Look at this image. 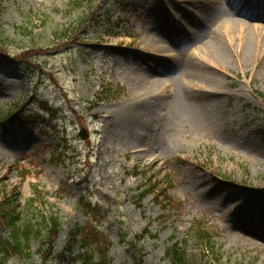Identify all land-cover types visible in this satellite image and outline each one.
I'll use <instances>...</instances> for the list:
<instances>
[{
  "label": "rangeland",
  "instance_id": "obj_1",
  "mask_svg": "<svg viewBox=\"0 0 264 264\" xmlns=\"http://www.w3.org/2000/svg\"><path fill=\"white\" fill-rule=\"evenodd\" d=\"M206 1L209 27L225 8L264 17V0ZM78 3L0 0V191L17 189L25 219L59 213L65 222L59 251L70 230L84 226L110 245L112 264H133L140 248L144 264H169L165 251L173 237L190 247V264H264V36L259 42L248 32L259 51L243 62L227 49L230 65L216 69L182 30L173 35L177 47L163 39L164 54L142 44L164 34L150 24L156 9L164 10V31L168 23L182 27L188 15L198 19L200 9L191 10L188 1ZM103 17L120 19L116 35L102 33ZM259 24L264 28V18ZM198 26L199 36L206 29ZM172 57L176 84L188 82L181 78L187 63L220 80V106L192 119L177 107L184 96L174 94L175 83L169 93H151L156 87L144 75L168 70ZM191 83L195 94L203 91L198 79ZM107 88L111 97L104 96ZM137 95L143 115L117 126L119 107ZM146 132V146L134 157L139 148L128 140ZM153 184L157 189L140 203L139 187ZM83 192L95 208L77 207ZM196 225L207 229L217 253L202 252L190 239ZM144 229L158 241L146 237L134 248ZM39 246L34 239L32 258L13 257L10 264L38 260Z\"/></svg>",
  "mask_w": 264,
  "mask_h": 264
},
{
  "label": "bare ground",
  "instance_id": "obj_2",
  "mask_svg": "<svg viewBox=\"0 0 264 264\" xmlns=\"http://www.w3.org/2000/svg\"><path fill=\"white\" fill-rule=\"evenodd\" d=\"M184 1H188V7L191 8V10H194L195 8L200 9L198 12V19L188 15L182 19V27L175 26L174 23H168L169 30L164 31V24L166 22L165 14L163 13L164 10L156 9V17H151L150 24L156 31L161 30L164 34H162V39H155L156 42L154 43H142L145 46V49L151 48L164 54L167 46L164 45L163 39H166V43L169 42L171 46L177 47L173 35L174 33H179L182 30V33H188L190 36V43L192 46L194 44L196 48L201 49V52L206 57L209 59L212 58L215 61L214 64L216 66L212 67L216 69L224 68L225 66L230 65V60L232 59L229 56L227 49H230L234 56L236 58L239 57L243 62L247 61L255 51H259V46L253 44V41L249 38L248 32H255L258 41H262L263 38L259 36V34L264 36L263 25L259 24L264 18L262 14L256 13L255 15H252L240 9L231 11L225 8L214 20L212 26L209 27L206 23L208 20L207 17L211 16L210 10H206L208 2L206 0ZM153 15L154 14L152 13L150 16ZM209 19H211V17H209ZM208 22L211 25V20ZM198 25L204 28V31L206 29V31L202 34L200 33L199 36L198 33L195 32V29H199ZM168 31L170 32L171 40H168L165 35ZM233 42L238 44L240 50H234ZM170 59L172 61H170L167 65L168 70L159 72V70L157 71L151 68L152 70H150L152 71V74L148 72L144 75V77H147V79L156 87L151 91V93H157L158 95L161 94V91L169 93L171 86L174 83L176 84L177 81L175 82L174 77L170 75V73L172 74L173 71H175L174 68L176 61L173 57ZM182 77L187 79L188 82L186 83L185 80L181 79V81L175 85L177 88L174 93L176 94L179 90H181V94L184 96L177 102V107L180 112L194 119L195 117H202L206 115V110L209 111L210 107L215 108L220 106L221 98L217 95V93L221 90L219 85L220 80L216 76L210 78L204 77L200 71V65L198 63H187L186 71L181 75V78ZM195 79H198L203 84V91H199L200 93L196 94V85L191 83V81ZM139 97L140 96L138 95L134 96V99L131 101H125L122 103L121 107L118 109L115 120L117 126H122L125 120L143 115L142 107L144 101H138ZM132 136L133 137L128 140V143L131 148H139L134 151V157H137L142 151L140 147L146 146L145 137H147V132L139 136Z\"/></svg>",
  "mask_w": 264,
  "mask_h": 264
},
{
  "label": "trees",
  "instance_id": "obj_3",
  "mask_svg": "<svg viewBox=\"0 0 264 264\" xmlns=\"http://www.w3.org/2000/svg\"><path fill=\"white\" fill-rule=\"evenodd\" d=\"M84 3L87 0H80ZM155 184L150 185L149 188H144L138 195L140 201L150 192L155 190ZM17 189H6L0 191V264H10L13 257H21L30 259L33 256L31 243L34 239L39 240L40 247L37 251L38 260L28 264H55V259H63L64 255L69 254L71 259L81 264H112L109 257V249L107 243L102 239H95L100 234L98 231L89 232L84 226L76 227L70 231L67 246L64 249V254L58 252L57 244L60 235L64 228V221L58 216L57 213H52L50 216L42 215L39 219H25L20 211L19 195ZM38 194V193H37ZM34 195H36V190ZM83 197H79V207L83 210L92 208L89 202L83 204ZM165 203L170 204L171 199L168 196L164 197ZM36 201H31V207L34 206ZM90 210V209H89ZM90 214V212H89ZM205 229L196 225L192 230V237L199 243L206 240L201 249L212 251L214 247L211 240H207L204 235ZM9 231L8 235L5 232ZM203 231V232H202ZM149 235L152 238H157L148 230H144L143 234L138 236V241ZM166 249V256L169 264H189L191 255L188 253V247H183L182 242L174 241ZM104 242V243H103ZM135 246V244H133ZM81 248V252L74 255L75 248ZM133 264H144L141 250L133 255Z\"/></svg>",
  "mask_w": 264,
  "mask_h": 264
}]
</instances>
